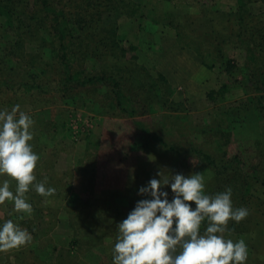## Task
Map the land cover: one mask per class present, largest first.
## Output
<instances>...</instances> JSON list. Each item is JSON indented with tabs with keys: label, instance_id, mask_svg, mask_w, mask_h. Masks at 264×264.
I'll return each mask as SVG.
<instances>
[{
	"label": "rangeland",
	"instance_id": "obj_1",
	"mask_svg": "<svg viewBox=\"0 0 264 264\" xmlns=\"http://www.w3.org/2000/svg\"><path fill=\"white\" fill-rule=\"evenodd\" d=\"M128 1L133 9L141 5L145 16L149 10L155 11L159 21L155 24L143 17L138 25L133 18L122 16L118 26L120 38L137 47L138 66L157 79L154 91L161 101L153 96L151 107L147 106L141 89L139 97L132 98L136 113L128 117L105 98L104 86L98 87L96 95L91 90L75 92L66 100L58 95L31 98L15 91L0 93V102H5L0 103V110L11 111L19 104V110L34 120L30 143L39 160L33 184L44 182L46 187L55 188L52 195L42 197L30 186L26 193L32 205L30 214L15 211L12 201L0 204V220L12 219L32 236L31 242L17 250L2 251L0 264H20V258L24 264H112V239L98 231L101 223L85 214L127 209V201L148 198L138 194V189L143 180L158 177V171L184 175L199 172L205 178L206 194L223 192L229 188L232 175L217 166L232 157L247 175L252 197L242 203L232 191L233 207L247 208L248 215L239 222L230 219L229 231L224 235L233 241H245L248 257L253 259L250 264H258L257 258L264 261V236L255 240L258 232L264 235V117L258 109L260 104L255 102L258 93L247 91L238 71L245 65L246 52L228 37L222 40L228 34L224 18L233 19L230 14L236 11V0ZM249 11L264 12V5L250 4ZM166 15L168 24L163 25ZM212 29L216 33H211ZM180 38L191 39L213 67L202 65L195 46H182ZM210 42L217 47H211ZM36 45L26 43L24 54L36 52ZM4 48L0 42L1 64ZM218 48L225 54L223 63L229 60L235 67L231 76L224 73V64L213 61ZM44 52L47 58L49 53ZM131 55L127 61H134ZM158 73L166 83L156 77ZM223 84L227 86L225 95H214L219 99L208 97ZM128 103L124 101L125 106ZM162 123L165 128L172 126L175 136H163L171 134L162 129ZM219 124L211 134L220 141L225 142L227 137L230 141L224 157L214 152L215 166L192 154L182 155L183 151L165 153L154 139L164 133L161 136L165 142L180 144L181 135L214 129ZM198 134L213 138L207 133ZM193 143L197 146L201 141L193 139ZM205 147L213 153V145ZM4 179L10 181V189L15 192L16 180L0 175V182ZM167 189L171 197V189Z\"/></svg>",
	"mask_w": 264,
	"mask_h": 264
},
{
	"label": "trees",
	"instance_id": "obj_2",
	"mask_svg": "<svg viewBox=\"0 0 264 264\" xmlns=\"http://www.w3.org/2000/svg\"><path fill=\"white\" fill-rule=\"evenodd\" d=\"M236 2V11L230 14L233 19L224 18L227 23L224 28L227 29L228 34L222 40L228 37L246 52L245 65L238 68V71L243 77L247 91L258 93L255 102L260 104L258 109H261L264 117L262 102L264 101V12L254 14L249 11L250 4L260 2L264 5V0H236ZM154 14L155 11L149 10L145 16L141 5L138 4L133 9L128 0H0V42L5 45L3 50L6 51L2 60L4 63H0V93L15 91L29 95L28 97L31 98L39 95H58L62 100H66L75 92L85 93L91 90L96 95L98 87L104 86L105 98L109 99L120 112L133 117L136 109L132 98L137 99L140 90L144 89L143 100L151 107L155 99L153 96L158 98L154 91L157 79L136 63L137 47L120 38L118 20L122 16H129L133 18L134 23L141 25L140 19L147 17L156 24L159 21ZM166 19L167 15L163 19V25L168 24L165 23ZM211 33H216L215 29H212ZM178 35L181 37L179 33ZM180 40L184 47L195 46L191 44V39L183 41L180 38ZM26 43L37 44V51L25 55ZM209 44L211 47H217L215 43ZM193 49L200 58L201 64L211 69L213 62L211 64L206 62V56L201 53V48L195 46ZM45 50L49 53L47 58H45ZM215 52L217 54L213 61H218L220 65L224 64V73L231 76L235 72L234 65L229 60L223 63L225 54L219 48ZM129 54H132L131 58L134 61H127ZM156 77L166 83L162 74L158 73ZM226 93L227 86L223 84L218 91L209 92L208 97L219 99L214 95L221 97ZM158 99L161 101V98ZM125 100L129 101L127 106L124 104ZM161 126L165 132L171 134L161 135L175 136L172 126L165 128L164 123ZM219 126L220 124L214 129H202L199 132L181 135L180 144L170 145L161 135L154 139L162 145L165 153L183 151L182 155L192 154L203 163L215 166L217 160L214 152H219L218 156L224 157L225 147L230 141L228 137L225 142L220 141V137L211 134ZM198 133H207L213 138H202ZM193 139H199L201 143L196 146ZM207 144L213 145V153L205 150ZM217 169L232 175L228 185L238 194L237 197L242 203L251 199L252 188L246 184L247 175L237 166L233 157L226 163L218 165ZM154 177L160 178L155 175ZM151 178L143 180L142 182H145L141 185L145 186ZM167 188L170 189L164 186L162 190L168 191ZM137 201H127L125 205L127 209L113 212L95 211L94 215H91L92 213L85 215L101 223L98 231L112 239L113 248L118 235L117 224L126 218ZM189 203L193 204V202ZM6 218L8 217L0 220V223ZM206 226L207 221H204L201 231ZM263 236L260 231L256 234L255 240L260 241ZM73 243L78 245L77 241ZM7 251L12 250L5 252ZM60 256L63 254H59ZM21 259H19L20 264H24ZM252 260L248 257L245 264H250ZM257 262L264 264L259 258Z\"/></svg>",
	"mask_w": 264,
	"mask_h": 264
},
{
	"label": "clouds",
	"instance_id": "obj_3",
	"mask_svg": "<svg viewBox=\"0 0 264 264\" xmlns=\"http://www.w3.org/2000/svg\"><path fill=\"white\" fill-rule=\"evenodd\" d=\"M20 105L11 111L0 110V175L17 182L15 192L10 181L0 182V204L12 201L14 210L32 212L26 193L30 186L41 196H50L55 188L44 182L33 184L39 155L33 151L34 120ZM138 194L134 208L117 224L118 235L112 248V264H245V241H233L224 233L229 220L241 221L248 215L245 207L235 208L232 189L206 194L202 173L166 174L157 172ZM164 186L171 189L162 190ZM189 202H194V205ZM207 226L201 231L202 222ZM31 233L12 219L0 223V251L19 248L31 242Z\"/></svg>",
	"mask_w": 264,
	"mask_h": 264
}]
</instances>
